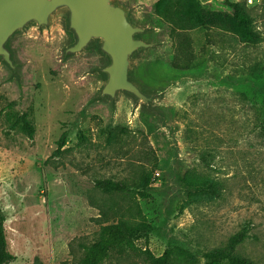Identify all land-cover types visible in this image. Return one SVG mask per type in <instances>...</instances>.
Here are the masks:
<instances>
[{"label":"rangeland","instance_id":"1","mask_svg":"<svg viewBox=\"0 0 264 264\" xmlns=\"http://www.w3.org/2000/svg\"><path fill=\"white\" fill-rule=\"evenodd\" d=\"M113 1L152 44L129 68L142 92L156 94L149 105L127 93L100 96L107 58L93 47L65 55V15L8 40L14 70L0 59V210L16 258L9 264H78L80 245L130 204L95 181L129 182L141 171L150 187L136 202L153 230L138 248L158 257L181 247L193 264H206L245 231L235 254L264 264V0H245L258 43L211 25L177 29L174 41L155 13L159 0ZM196 1L219 16L241 0ZM25 113L31 139L19 124ZM188 171L218 182L217 193L188 201Z\"/></svg>","mask_w":264,"mask_h":264},{"label":"trees","instance_id":"2","mask_svg":"<svg viewBox=\"0 0 264 264\" xmlns=\"http://www.w3.org/2000/svg\"><path fill=\"white\" fill-rule=\"evenodd\" d=\"M228 5L230 13L219 16L205 10L196 0H159L154 9L156 15L170 25L171 37L174 41L177 29H191L211 25L235 32L245 42L258 43L260 37L253 27L254 20L245 5V0ZM65 28L70 34L71 44H73L75 36L68 28L67 21ZM139 35L136 37L140 39ZM89 47H93L94 50L102 53L97 42L92 43ZM129 79L131 80L130 74ZM19 121L21 128L27 137L31 139L34 130L29 115L27 113L23 114ZM107 134L108 139H112V132L108 131ZM66 138V133H63L56 142L55 155L61 153ZM184 185L188 190H193L188 194V201H190L193 198L196 200L201 190H206L211 195L216 194L218 182L200 176L194 171H188L184 176ZM95 187L102 194L118 195L128 200L130 204L124 212L119 213L115 222L100 226L97 237L92 243L80 245L82 256L78 260V264H137L135 259H138L142 264L194 263L191 253L181 247L166 249L162 255L156 257L148 249H140L136 246L138 240L146 238L153 230L152 225L142 214L136 202V197L143 201L148 198L146 190L150 187L149 172L141 171L137 176L131 177L129 182L111 179L96 180ZM4 224L5 217L0 210V264H9L14 262L16 258L7 249ZM245 237V231H242L230 238L224 248L214 250L206 256V264H252L249 260L235 254L236 247Z\"/></svg>","mask_w":264,"mask_h":264},{"label":"water","instance_id":"3","mask_svg":"<svg viewBox=\"0 0 264 264\" xmlns=\"http://www.w3.org/2000/svg\"><path fill=\"white\" fill-rule=\"evenodd\" d=\"M57 15L67 17L68 28L75 36L65 55H76L97 42L108 58L101 69L104 81L100 96L115 99L120 93L130 94L142 105L152 103L156 94H145L129 79L131 58L152 46L137 38L143 28L133 25L127 11L113 0H0V59L14 70L8 40L34 24L43 28Z\"/></svg>","mask_w":264,"mask_h":264},{"label":"built area","instance_id":"4","mask_svg":"<svg viewBox=\"0 0 264 264\" xmlns=\"http://www.w3.org/2000/svg\"><path fill=\"white\" fill-rule=\"evenodd\" d=\"M250 1V0H249Z\"/></svg>","mask_w":264,"mask_h":264}]
</instances>
